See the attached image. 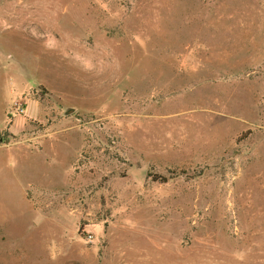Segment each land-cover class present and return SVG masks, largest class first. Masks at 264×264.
Segmentation results:
<instances>
[{"label": "rangeland", "instance_id": "obj_1", "mask_svg": "<svg viewBox=\"0 0 264 264\" xmlns=\"http://www.w3.org/2000/svg\"><path fill=\"white\" fill-rule=\"evenodd\" d=\"M0 264H264V0H0Z\"/></svg>", "mask_w": 264, "mask_h": 264}, {"label": "built area", "instance_id": "obj_2", "mask_svg": "<svg viewBox=\"0 0 264 264\" xmlns=\"http://www.w3.org/2000/svg\"><path fill=\"white\" fill-rule=\"evenodd\" d=\"M16 109H17L19 114H22L24 112V108L21 105V103H19V102L16 103Z\"/></svg>", "mask_w": 264, "mask_h": 264}, {"label": "water", "instance_id": "obj_3", "mask_svg": "<svg viewBox=\"0 0 264 264\" xmlns=\"http://www.w3.org/2000/svg\"><path fill=\"white\" fill-rule=\"evenodd\" d=\"M72 111V109H67V113H70Z\"/></svg>", "mask_w": 264, "mask_h": 264}]
</instances>
